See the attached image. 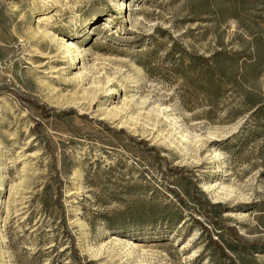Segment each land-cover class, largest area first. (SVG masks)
<instances>
[{
	"label": "rangeland",
	"instance_id": "1",
	"mask_svg": "<svg viewBox=\"0 0 264 264\" xmlns=\"http://www.w3.org/2000/svg\"><path fill=\"white\" fill-rule=\"evenodd\" d=\"M250 94L264 0H0V264H73L56 174L89 264H264Z\"/></svg>",
	"mask_w": 264,
	"mask_h": 264
},
{
	"label": "trees",
	"instance_id": "2",
	"mask_svg": "<svg viewBox=\"0 0 264 264\" xmlns=\"http://www.w3.org/2000/svg\"><path fill=\"white\" fill-rule=\"evenodd\" d=\"M221 69L217 68V74H222L221 73ZM212 83V80L210 81ZM215 82V81H214ZM214 85H218L216 82L215 83H212ZM249 97L251 98V103L253 106L255 107H258L259 106H262L261 108H259V110H264V103L260 101V98L258 97V95L256 94H250ZM261 104V105H260ZM142 144L143 142L140 141ZM174 171L178 172V171H181L179 168H174ZM182 180L184 178H181ZM179 179V180H181ZM56 180L60 181L58 175L56 174ZM58 183H56L54 189L49 192L48 195H45L46 194V190L40 194V200L46 202L48 201L49 199L52 200L55 204V206L57 207V210H58V215L60 216V224H59V230L61 231V238H62V241L59 242L60 245H66L65 247V250H68L71 255H69V259L72 260L73 264H89L86 259H84L77 251V248L75 247L74 245V240H73V237L70 235L69 231L67 230V224H66V219H65V215H64V205H63V202L61 200V197H62V191L59 189V185ZM203 202V201H202ZM112 223L111 225H114L113 222H110ZM118 223V222H117ZM232 233L234 234L235 237H237V233L235 231V229L232 231ZM218 245L219 249H220V252L222 255H224L226 258H227V262L228 264H235L234 260H233V257L232 256H229L225 253V251L223 250V248L220 246V244L218 243V241H215L214 244ZM55 248V247H54ZM25 261V260H24ZM20 261H17V264H20L18 263ZM34 262L32 260L30 261H25V264H33ZM22 264V262H21Z\"/></svg>",
	"mask_w": 264,
	"mask_h": 264
},
{
	"label": "bare ground",
	"instance_id": "3",
	"mask_svg": "<svg viewBox=\"0 0 264 264\" xmlns=\"http://www.w3.org/2000/svg\"><path fill=\"white\" fill-rule=\"evenodd\" d=\"M119 3H121V4H122V2H121V1H119Z\"/></svg>",
	"mask_w": 264,
	"mask_h": 264
}]
</instances>
